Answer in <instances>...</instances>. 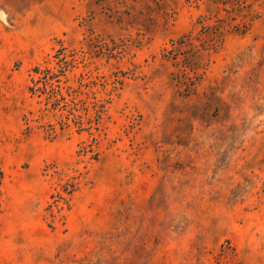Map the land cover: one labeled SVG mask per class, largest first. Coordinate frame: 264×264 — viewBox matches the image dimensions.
<instances>
[{"label": "rangeland", "instance_id": "374dc122", "mask_svg": "<svg viewBox=\"0 0 264 264\" xmlns=\"http://www.w3.org/2000/svg\"><path fill=\"white\" fill-rule=\"evenodd\" d=\"M0 264H264V0H0Z\"/></svg>", "mask_w": 264, "mask_h": 264}, {"label": "trees", "instance_id": "16d2710c", "mask_svg": "<svg viewBox=\"0 0 264 264\" xmlns=\"http://www.w3.org/2000/svg\"><path fill=\"white\" fill-rule=\"evenodd\" d=\"M60 62H63V60H60ZM66 66L62 67L57 73L50 69L36 67L33 70L36 78L32 77V85L29 87V91L32 97H37L41 100L40 103L44 102L45 111L66 112V121L61 122L62 129L68 127L69 121H73L79 127L80 132L84 130L91 131V129L98 130L102 114L105 112V105L98 101L95 94L89 90L91 84L81 82L80 86L73 91H71L70 87H63L61 77L66 75ZM64 89L66 90L67 96L63 94ZM87 89L88 91L85 92ZM90 94H93L94 97L91 98ZM83 95L85 99H79ZM68 97L71 99L68 100ZM91 111L94 112V115L88 120L87 124L89 127L85 129L83 127L84 115H88ZM81 112H83V115L80 114ZM50 131L51 133H55V127L53 125H50Z\"/></svg>", "mask_w": 264, "mask_h": 264}]
</instances>
